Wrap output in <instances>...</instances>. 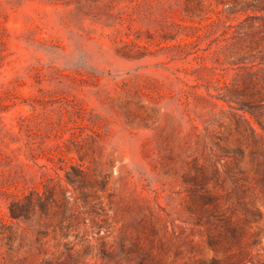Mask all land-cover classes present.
Returning a JSON list of instances; mask_svg holds the SVG:
<instances>
[{
	"label": "rangeland",
	"instance_id": "obj_1",
	"mask_svg": "<svg viewBox=\"0 0 264 264\" xmlns=\"http://www.w3.org/2000/svg\"><path fill=\"white\" fill-rule=\"evenodd\" d=\"M0 264H264V0H0Z\"/></svg>",
	"mask_w": 264,
	"mask_h": 264
},
{
	"label": "trees",
	"instance_id": "obj_2",
	"mask_svg": "<svg viewBox=\"0 0 264 264\" xmlns=\"http://www.w3.org/2000/svg\"><path fill=\"white\" fill-rule=\"evenodd\" d=\"M35 200V199H34ZM33 197L28 196L25 201L14 202L9 205L8 214L13 219H21L27 216V214L32 210L34 204ZM40 206H43V202L39 201Z\"/></svg>",
	"mask_w": 264,
	"mask_h": 264
}]
</instances>
